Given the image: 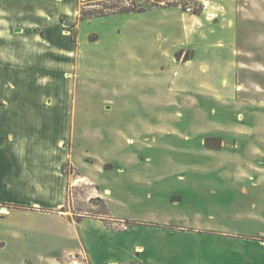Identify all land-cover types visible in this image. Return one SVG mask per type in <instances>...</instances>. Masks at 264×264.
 Returning a JSON list of instances; mask_svg holds the SVG:
<instances>
[{"label":"rangeland","instance_id":"374dc122","mask_svg":"<svg viewBox=\"0 0 264 264\" xmlns=\"http://www.w3.org/2000/svg\"><path fill=\"white\" fill-rule=\"evenodd\" d=\"M0 103L36 132L32 185L67 178L55 212L101 219L84 246L60 217L0 222V264H180L215 245L264 264V0H0Z\"/></svg>","mask_w":264,"mask_h":264},{"label":"crops","instance_id":"0c3cea01","mask_svg":"<svg viewBox=\"0 0 264 264\" xmlns=\"http://www.w3.org/2000/svg\"><path fill=\"white\" fill-rule=\"evenodd\" d=\"M73 1L75 2L77 0ZM59 6L61 10L65 9V6L63 4H60ZM194 59L195 58L191 59L187 65H190ZM6 107V103H0V185H3V187L5 188H8L9 185L13 188L14 191L12 190V192H10L11 195L7 196L6 198H2L0 196V222L11 223L18 217L33 218L36 216L49 215L60 217L63 224L68 230L66 239L70 243H77L78 245L84 246V243L90 241V234H88V232L85 230V223L88 221L99 222L101 221V219L99 217L91 218L89 216H80L78 220H74L72 216L69 217L67 215V212H64L62 214H60L59 212H55V207L58 208L59 206H61V204H66L67 178H61V181L59 183L60 186L58 187V183H55L56 180L53 176L44 174L43 181L47 183L50 181L55 184L50 186L46 183V185L43 184L40 186L32 185V180L35 179V173L37 174V172L36 170H33V163H36V154L31 153L30 147L32 145L31 137L34 136L36 132L26 130L24 131L21 126L23 119L14 113V115L11 117H5L4 110L6 109ZM57 124H66L68 133L67 135H64L63 142H65V139L67 138L68 140L69 137L70 119L67 117H63L62 119H59L57 121ZM51 131L52 128L46 135L48 136L53 134ZM23 136H26L28 138H26L27 147H24V149H27L25 150H22L21 148V140L23 139ZM67 155L68 154L66 153L65 157H67ZM65 159L62 158L59 160L63 162ZM58 181L59 180L57 179L56 182ZM39 187L43 188L44 191L41 195L36 194L37 192H39ZM19 204H26L29 206H26L28 208L25 209H13L7 207L8 205ZM37 231L39 230L37 229ZM41 231L43 232V230ZM223 246L224 245L213 246L211 248L212 254L209 256L203 255L201 259L198 258L197 249L195 250L196 252H194L190 250L189 247L185 256L181 258L182 262L180 264H246L245 261L237 258L238 250H232L233 255L235 252V258H230L229 254L231 255V253L225 255ZM226 249L228 250L229 247H226ZM71 251L73 250L69 249L66 253H70ZM93 255L94 252L91 253V256L93 258L92 260H94ZM110 263L116 264L115 262ZM247 264L257 263H255L254 261H249V263Z\"/></svg>","mask_w":264,"mask_h":264},{"label":"trees","instance_id":"16d2710c","mask_svg":"<svg viewBox=\"0 0 264 264\" xmlns=\"http://www.w3.org/2000/svg\"><path fill=\"white\" fill-rule=\"evenodd\" d=\"M145 12L144 9H137V10H133V9H125V10H121L119 13L121 14H140ZM8 208H13V209H25L24 207H20L17 205H8Z\"/></svg>","mask_w":264,"mask_h":264},{"label":"built area","instance_id":"2783aa9c","mask_svg":"<svg viewBox=\"0 0 264 264\" xmlns=\"http://www.w3.org/2000/svg\"><path fill=\"white\" fill-rule=\"evenodd\" d=\"M185 10H186V12L190 13L191 8L190 7H187Z\"/></svg>","mask_w":264,"mask_h":264},{"label":"bare ground","instance_id":"6f19581e","mask_svg":"<svg viewBox=\"0 0 264 264\" xmlns=\"http://www.w3.org/2000/svg\"><path fill=\"white\" fill-rule=\"evenodd\" d=\"M2 211H4V210H2Z\"/></svg>","mask_w":264,"mask_h":264}]
</instances>
